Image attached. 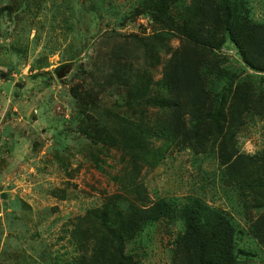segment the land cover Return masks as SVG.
<instances>
[{
	"label": "rangeland",
	"instance_id": "374dc122",
	"mask_svg": "<svg viewBox=\"0 0 264 264\" xmlns=\"http://www.w3.org/2000/svg\"><path fill=\"white\" fill-rule=\"evenodd\" d=\"M250 1L252 18L264 22V0ZM144 5L143 0H0V264H69L77 255L64 233L70 219L114 193L145 204V198H135L139 193L123 190L131 184L123 187L112 179L130 172L126 150L132 144L118 141L104 149L92 143L79 130L83 116L78 117L70 90L75 86L88 94L95 121H104L112 131L140 120L156 124L164 116L162 109L168 108L153 105L132 112L141 95L131 96V90L149 83L153 91L144 94L153 96L156 82L192 43L171 26L169 35L156 36L154 46L144 49L159 30L151 14L141 12ZM172 10L174 24L181 25L176 11L183 10L182 4ZM120 48L121 57L115 58ZM220 52L227 56L226 69H244L231 45ZM212 78L218 87L224 83ZM184 117L189 120L188 112ZM245 122L237 136L238 152L254 154L264 147V103L261 117L250 115ZM182 138L166 144L153 137L151 147L164 156L158 153L157 167L144 164L140 170L135 184L145 185L146 202L199 196L222 209L241 231L238 247L254 253L241 259L264 264V237L258 242L247 232L251 220L264 212L255 205L264 200V181L241 192L226 179L210 145L206 153H195L181 148ZM181 229L178 221H161L127 248L138 253V264H172Z\"/></svg>",
	"mask_w": 264,
	"mask_h": 264
},
{
	"label": "trees",
	"instance_id": "16d2710c",
	"mask_svg": "<svg viewBox=\"0 0 264 264\" xmlns=\"http://www.w3.org/2000/svg\"><path fill=\"white\" fill-rule=\"evenodd\" d=\"M143 1L145 5L141 12L151 14L153 25L159 29L148 37L144 49L154 46L152 40L156 36L169 35L166 32L171 26L175 27L177 34H188L192 47L183 52V58L180 56L170 65V71L163 79L156 82L158 87L153 96L152 93L144 94L153 91L149 83L136 84L131 90V96L141 95L136 96L138 101L132 112H142L145 106L151 105L168 108L162 109L164 116L156 124L140 120L134 121L133 127L121 125L109 130L104 121H95L90 110L96 109L89 105L88 94L71 87L73 101L79 109L78 117L83 116L79 126L81 133L104 149L115 146L118 141L132 144V148L126 150L131 153L127 161L130 172H123V178L116 175L112 179L120 181L123 187L131 184L130 189L123 190L139 193L135 198H145L142 200L145 204L114 193L100 206L70 219L69 229L66 228L64 233H69L77 255L69 264H138V253L127 245L142 241L161 221H178L182 226L174 242L177 250L172 264H246L241 258L246 260L254 253L238 247L237 237L241 231L222 209L208 205L199 196L157 197L147 203L145 185L135 183L140 180L138 176L144 164L151 169L159 165L156 157L160 151L151 147L153 137L169 144L181 135V148H190L195 153H206L210 145L211 152L216 153L220 166L224 168L226 179L241 192L261 187L264 147L254 154L239 153L237 136L245 127L247 116L261 117L264 22L252 18L250 0ZM179 3L183 10L176 11V14L183 18V23L175 25L172 6ZM3 9L9 10L10 7ZM226 45L236 50L244 66L240 72L226 69L227 56L217 53ZM121 53L120 48L114 57H121ZM196 53L200 57L192 59ZM212 76L218 82L224 80V83L218 87ZM208 81L211 83L207 84ZM162 91L167 96H161ZM187 112L189 120L184 117ZM187 121H190L188 125ZM94 162L102 170L98 159ZM61 192L63 194L64 190ZM255 205L264 211V200ZM247 232L258 242L263 241L264 212L251 220Z\"/></svg>",
	"mask_w": 264,
	"mask_h": 264
},
{
	"label": "water",
	"instance_id": "95a60500",
	"mask_svg": "<svg viewBox=\"0 0 264 264\" xmlns=\"http://www.w3.org/2000/svg\"><path fill=\"white\" fill-rule=\"evenodd\" d=\"M62 75H64L63 72H58V73H57V76H58V77H61Z\"/></svg>",
	"mask_w": 264,
	"mask_h": 264
}]
</instances>
